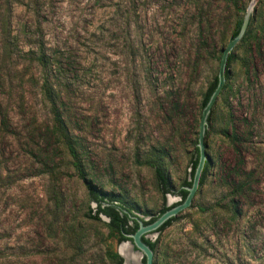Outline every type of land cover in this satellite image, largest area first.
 <instances>
[{
  "label": "rangeland",
  "instance_id": "1",
  "mask_svg": "<svg viewBox=\"0 0 264 264\" xmlns=\"http://www.w3.org/2000/svg\"><path fill=\"white\" fill-rule=\"evenodd\" d=\"M232 1L245 11L231 0H0V264H114L121 242L105 216H85L96 210L88 184L144 219L180 201L217 57L247 9L252 27L264 21V0ZM41 45L46 69L28 52ZM236 46L234 93L228 107L218 96L203 139L212 166L191 205L146 235L155 264H264V34ZM155 149L168 154L170 193L145 163Z\"/></svg>",
  "mask_w": 264,
  "mask_h": 264
},
{
  "label": "trees",
  "instance_id": "2",
  "mask_svg": "<svg viewBox=\"0 0 264 264\" xmlns=\"http://www.w3.org/2000/svg\"><path fill=\"white\" fill-rule=\"evenodd\" d=\"M231 2L236 10L237 9L241 11L244 10L243 8L238 7L236 1L231 0ZM243 18L239 19L236 22L235 29L232 31L229 40L234 38L239 32L243 22ZM263 34H264V21L262 20V23L256 24L255 27H252V19L251 16H249L246 31L235 49H239V48L244 49L248 44H250L253 41L259 43L260 40L262 39ZM223 49L221 50V54ZM28 52L31 54L32 59H34L40 67L46 69L47 67L52 65V63L49 62V58L46 56L42 45L39 46V50L37 51V53H34L32 50ZM221 54L217 57L219 61L221 58ZM235 56L236 55L234 54V50H232V52L228 55L227 63H226V81L219 95L225 107H228L229 98L234 93V84L231 81V77H230L231 74L229 67ZM238 59L240 62L241 71H243V75L245 77H248L249 66L246 56H243ZM216 85H217V74L214 76L213 80L210 82L208 88L204 93L203 99L201 100L200 103L201 110L207 103ZM42 89L46 96L47 101L50 103L51 106V111L53 113L54 122H55L54 124L55 130L66 144L68 151L73 159V166L78 172V175L84 179V175L81 170V165H80V161L78 160L76 149L74 148L72 142L70 141V137L64 125V121L61 115L59 114L58 105L61 102V100H59V97L56 94H54L47 77H45L42 83ZM231 117L232 114L226 112L225 116H223L222 118V121H224L226 126L222 128L221 134L223 137L229 140L233 139V137H235L236 134V129L231 133L228 132V127L229 124L231 123ZM211 121H212V114H209L208 124H210ZM205 133L207 134V131ZM165 156H168V154L163 149H157V150L155 149L152 153H150L149 157H147V159L145 160V163L154 169L155 175L158 180L159 188L164 194L170 193L172 191L166 174L167 165L165 164V160H164ZM198 157H199V151L196 145L194 147V155L190 163L189 177L183 181L180 188L176 191V194L180 196V201L170 206L163 205L162 208H160L157 216L149 219L141 218L137 216L136 212L134 211V208L132 206H129L125 200L119 198L118 195L105 193L100 189H96L91 184L87 185L88 195L91 201L96 203V210H93L92 208H88V210L85 213V216L91 220H95L99 222H102L101 219L102 215L105 216L108 219V222L105 223V225L109 228L111 232L116 234L118 242L131 240L130 238L127 237V234H132L137 230L139 226V221H142L144 224H148L153 220H155L160 214H162L172 206L182 202L186 198L188 193L187 188L190 187L192 184V179L198 162ZM212 163H213L212 158L207 156V160L204 165V169L200 178L198 188L204 185L206 178L209 174L210 167L212 166ZM200 210L202 211V209ZM175 218L176 217L174 216L166 220L156 230V232H162V230H164L167 226H169L175 220ZM142 240L152 249L153 252H155V247H156L155 241H152L151 239L145 236H142ZM110 259L114 260V264H122L123 262L122 258L117 253H111ZM142 264H145L144 257L142 258ZM153 264H155L154 260H153Z\"/></svg>",
  "mask_w": 264,
  "mask_h": 264
},
{
  "label": "water",
  "instance_id": "3",
  "mask_svg": "<svg viewBox=\"0 0 264 264\" xmlns=\"http://www.w3.org/2000/svg\"><path fill=\"white\" fill-rule=\"evenodd\" d=\"M249 9H247L242 25L240 27L239 32L237 35L228 41L226 46L224 47L221 58L219 61V69L217 73V85L213 92L211 93L207 103L202 109L201 117L199 121V132H198V139H197V147L199 151V157L198 162L194 171L192 184L190 187L187 188L188 193L186 198L160 214L155 220L148 224H144L142 221H139V226L137 230L132 234H127V237L131 240L122 241V243H128L131 250L134 252H138L140 254L141 260L139 264H142V258H145V264H153L154 259V252L152 249L142 240V236H145L148 233L156 232V230L169 218L176 216L178 213L183 211L184 209H187L194 198V195L199 187L200 178L204 169L205 162L207 160V156L205 154V146L203 144V139L205 136V132L208 126V116L211 112L212 107L216 103L218 96L220 95V92L224 86V83L226 81V63L228 55L232 52L234 47L240 42L241 38L243 37L249 20ZM119 245V246H120ZM119 256L122 258L123 262L122 264H127L125 261V258L121 255L120 251L118 252Z\"/></svg>",
  "mask_w": 264,
  "mask_h": 264
},
{
  "label": "bare ground",
  "instance_id": "4",
  "mask_svg": "<svg viewBox=\"0 0 264 264\" xmlns=\"http://www.w3.org/2000/svg\"><path fill=\"white\" fill-rule=\"evenodd\" d=\"M119 251L125 258L127 264H139L141 259L140 254L138 252L132 251L128 243H122L119 246Z\"/></svg>",
  "mask_w": 264,
  "mask_h": 264
}]
</instances>
